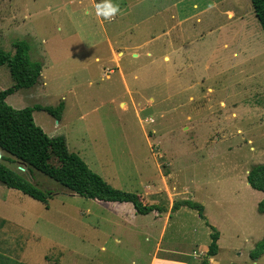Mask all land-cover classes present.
<instances>
[{"label": "rangeland", "instance_id": "1", "mask_svg": "<svg viewBox=\"0 0 264 264\" xmlns=\"http://www.w3.org/2000/svg\"><path fill=\"white\" fill-rule=\"evenodd\" d=\"M16 41L41 70L6 102H62L61 118L34 110V122L107 183L165 210L82 197L10 155L0 163L51 196L45 206L0 183V264H147L158 245L204 257L206 222L222 233L220 260L262 254L249 256L264 237L262 192L246 179L264 163V33L250 0H0V47ZM12 85L0 65V90ZM181 199L204 218L170 211Z\"/></svg>", "mask_w": 264, "mask_h": 264}, {"label": "trees", "instance_id": "2", "mask_svg": "<svg viewBox=\"0 0 264 264\" xmlns=\"http://www.w3.org/2000/svg\"><path fill=\"white\" fill-rule=\"evenodd\" d=\"M254 15L264 33V0H250ZM29 47L24 41L13 43V52H6L0 47V65L8 67L13 85L0 90V159L10 160V155L19 159L27 171L32 168L52 177L60 184L68 187L76 194L108 202L131 203L135 213L147 214L152 211L163 212L165 207L160 204H147L141 201L138 194L113 187L92 171L83 159L68 149L65 138L61 135L48 136L38 126L32 113L34 110L47 112L55 119H59L63 110V103L56 106L33 104L23 108H14L5 98L15 89L33 86L40 76L41 62L29 57ZM9 155V156H7ZM248 184L262 192V198L257 204L258 212H264V163L250 166L246 174ZM0 183L8 188H14L23 194L40 201L45 206L51 196L50 190H43L32 183L19 168H8L0 163ZM181 206L196 209L204 218L203 205L190 199L173 201L170 211ZM211 228L210 242L206 254L200 264H208L207 257L217 253L218 231ZM264 252V237L254 244L250 251L251 258Z\"/></svg>", "mask_w": 264, "mask_h": 264}, {"label": "crops", "instance_id": "3", "mask_svg": "<svg viewBox=\"0 0 264 264\" xmlns=\"http://www.w3.org/2000/svg\"><path fill=\"white\" fill-rule=\"evenodd\" d=\"M247 22L246 20L243 19V17H241V19L239 20V22ZM250 23V22H249ZM251 24H249L250 26ZM109 43V48H110V53L113 57L114 60H116V56H114L115 54V51H114V48H113V44L111 43V41L108 42ZM122 51H119V53H121ZM118 52L116 53L119 54ZM137 55V52L133 51L132 52V55ZM133 55V56H134ZM97 58V57H96ZM117 61V60H116ZM119 71L121 72V74L123 75L122 73V70L119 69ZM124 76V75H123ZM18 89H15L14 91H16ZM13 91V92H14ZM12 92V93H13ZM10 93V94H12ZM9 94V95H10ZM8 96V95H7ZM6 96V97H7ZM6 100V98H5ZM63 112V110H62ZM47 113V112H46ZM33 114V113H32ZM62 115V113H61ZM61 118V117H60ZM247 172V171H246ZM134 210V209H133ZM135 212V211H134ZM257 217H260L262 219V217H264V212L262 213H257L256 214ZM257 222H258V218H257ZM218 238H217V245L219 247V240H220V237L222 235L221 231L218 232ZM258 239H252V242L253 244L257 241ZM160 246L158 245L154 251V253L151 254L150 256V259L148 261L147 264H200L201 260L203 259V257H191V256H186V257H182L183 255H181L180 253H176V252H173V251H170V250H162V249H158ZM206 250H207V247L204 248V252L206 254ZM217 253H218V250H217ZM217 253L213 256H208L207 257V260H208V264H228L222 260H220L217 256ZM191 257V258H190ZM252 264H264V253H262L258 258H255L253 259V262Z\"/></svg>", "mask_w": 264, "mask_h": 264}, {"label": "water", "instance_id": "4", "mask_svg": "<svg viewBox=\"0 0 264 264\" xmlns=\"http://www.w3.org/2000/svg\"><path fill=\"white\" fill-rule=\"evenodd\" d=\"M1 155V154H0Z\"/></svg>", "mask_w": 264, "mask_h": 264}]
</instances>
